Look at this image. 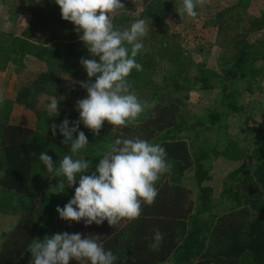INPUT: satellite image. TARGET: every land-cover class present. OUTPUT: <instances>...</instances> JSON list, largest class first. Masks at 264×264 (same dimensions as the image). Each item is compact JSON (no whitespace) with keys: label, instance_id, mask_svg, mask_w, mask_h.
<instances>
[{"label":"trees","instance_id":"trees-1","mask_svg":"<svg viewBox=\"0 0 264 264\" xmlns=\"http://www.w3.org/2000/svg\"><path fill=\"white\" fill-rule=\"evenodd\" d=\"M250 2L231 0L213 11L220 46L227 49L220 54V70L197 61L180 32L172 30L170 20L180 21L177 7L182 0H145L138 14L119 10L114 25L121 30L137 19L147 21L148 34L142 40L146 51L136 58L143 71L133 70L128 79L131 91L152 106L129 127L113 129L105 121L99 136L81 123L89 144L74 159L91 161L95 171L117 138L139 137L161 144L171 167L156 184L155 203L143 206L139 219L112 227L107 221L86 226L62 220L56 208L74 197L75 187L52 193L60 178H51L54 173L39 161L47 151L58 167L65 155H72L70 144L62 143L59 130L53 136L50 125L65 118L79 120L71 96L88 95L79 83L88 80L81 58H92L79 38L82 33L63 20L54 0L12 1L9 19L0 25V69L14 65L21 72L27 59L44 62V68L17 86L14 99L3 97L0 103V212L18 217L1 233L0 264H30L33 239L63 232L93 236L117 256L115 264H161L171 258L173 264H264V125L249 126L248 115L242 140L225 136L221 142V135L212 140L207 133L219 131L231 115L242 111L243 94L253 92L255 82L264 79V10L251 16ZM208 6L205 2L195 10ZM254 30H262V35L252 41ZM65 75L72 85L61 84ZM195 91L207 92L212 101L194 110L190 98ZM42 94L59 101L58 116L50 117L40 105ZM14 102L35 110V125L11 121ZM218 157L236 162L223 180L222 194L231 204L219 211L214 186L206 182ZM188 171L198 190L196 198L184 181ZM154 229L163 234L158 248L151 247Z\"/></svg>","mask_w":264,"mask_h":264},{"label":"clouds","instance_id":"clouds-1","mask_svg":"<svg viewBox=\"0 0 264 264\" xmlns=\"http://www.w3.org/2000/svg\"><path fill=\"white\" fill-rule=\"evenodd\" d=\"M59 5L63 20L72 22L80 40L88 49L91 59L81 58L88 80L80 81L87 97L77 101L79 120L67 118L59 125H50L52 135L57 130L64 137L62 143L70 144L72 155H65L59 166L47 151L39 161L48 173L60 178L58 185L51 187L55 194L65 192L66 187H75V194L64 206H57L59 217L65 221L116 226L121 221L133 222L142 214L143 206H152L158 196L156 187L160 178L170 170L166 149L159 143L136 138H117L91 171L92 162L75 158L87 147L88 138L80 131V124L99 136L105 121L115 128L137 124L146 107L131 91L129 77L133 70L143 71L137 62L138 55L146 51L142 42L148 34L145 19H137L130 28L123 30L114 25L121 0H54ZM206 0H182L177 7L181 19L198 15L197 6L203 7ZM92 78H95L94 82ZM3 98L0 97V103ZM59 101L52 97L47 106L50 117L59 115ZM55 114V115H53ZM70 124L72 126H70ZM49 127V126H48ZM74 133L78 136L74 138ZM91 172V174H86ZM78 179V187L77 184ZM152 248H158L163 234L154 229ZM32 254L30 264H115L117 256L97 242L93 236L68 232L36 238L29 245Z\"/></svg>","mask_w":264,"mask_h":264},{"label":"rangeland","instance_id":"rangeland-1","mask_svg":"<svg viewBox=\"0 0 264 264\" xmlns=\"http://www.w3.org/2000/svg\"><path fill=\"white\" fill-rule=\"evenodd\" d=\"M12 1L15 0H0V25H2L5 20L9 19L8 6L12 5ZM16 1L17 3H20L23 0ZM229 1L231 0H206L207 3H210V6L206 7L205 9L197 10L198 15L196 17L193 18L185 15L183 19H180V21H176V19L170 20L172 24V30L180 32L181 37L183 38L184 46L187 50H189L190 54L197 61H201L205 66L215 70H220L219 67L222 64L220 54L227 49L220 46L221 43L217 25L214 24L211 19L213 11L217 10L218 5L221 6L222 4ZM121 2L124 4L125 9L132 10L135 14H138L143 9L145 0H121ZM248 10L251 16H259L261 11L264 10V0H251ZM261 35L262 30H254L250 33V39L254 41ZM43 68L44 62L37 59H27V65L21 72H17L14 68V65H8L6 67V71L8 70L11 72L8 74L14 75L13 77L15 80L14 86L13 84L10 86L12 91H16L19 84L29 81L35 77V75ZM7 79L11 81L10 78ZM61 84L65 86L72 85L73 80L68 77V75H65L61 81ZM52 97L53 96L49 94H42L40 96V105L47 107ZM80 99V95L71 96V100L75 108H77L76 104ZM212 99L213 97H210V95L205 91H195L191 94L190 102L192 108L194 110H198L203 103L208 100L212 101ZM242 99L245 102L244 109L231 115L228 121L219 128V131H210V129H207L208 136L212 140H215L217 135H221V142L224 141L225 136L242 140L248 131L244 123V118L248 115H251V117L248 119L249 126L255 123L258 125H264V79L256 81L254 85V91H246L243 94ZM14 105L15 104H13L11 111L12 120H32L33 125H35V110L27 108L25 105H23L21 109H17V106L19 105H16L17 108H15ZM27 116L28 119H25ZM213 163L212 177L206 182L214 186L217 200L216 208L219 211L231 204L230 201H228L222 194L223 180L229 170H231L236 165V162L226 157H218ZM191 174L192 171H188L184 177V181L190 186H192ZM197 193V188L193 187L194 198L197 197ZM17 218L18 217L15 214L0 212V239L2 231L4 229L10 228L16 222ZM161 264H173V259H168Z\"/></svg>","mask_w":264,"mask_h":264},{"label":"crops","instance_id":"crops-1","mask_svg":"<svg viewBox=\"0 0 264 264\" xmlns=\"http://www.w3.org/2000/svg\"><path fill=\"white\" fill-rule=\"evenodd\" d=\"M8 73H11L9 72L8 70L6 71V68L4 69H0V97H10V98H15L16 97V94H17V90L16 91H12V88H10V86L13 84H15V80H14V75H11V74H8ZM10 78V80H8L7 78ZM15 105V108L17 109H21V107L24 105V104H21V103H18V102H15L14 103ZM16 105H19L16 107ZM26 112V111H25ZM14 115V114H13ZM28 119V116L25 117V119ZM11 121L13 122H16V123H21V124H25V125H33V121L32 120H24V121H21V120H18V121H14L12 120V116H11ZM32 121V122H31Z\"/></svg>","mask_w":264,"mask_h":264}]
</instances>
